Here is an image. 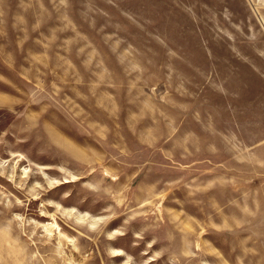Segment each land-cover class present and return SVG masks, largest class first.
Instances as JSON below:
<instances>
[{"label":"rangeland","instance_id":"rangeland-1","mask_svg":"<svg viewBox=\"0 0 264 264\" xmlns=\"http://www.w3.org/2000/svg\"><path fill=\"white\" fill-rule=\"evenodd\" d=\"M263 173L264 0H0V264H264Z\"/></svg>","mask_w":264,"mask_h":264},{"label":"crops","instance_id":"crops-1","mask_svg":"<svg viewBox=\"0 0 264 264\" xmlns=\"http://www.w3.org/2000/svg\"><path fill=\"white\" fill-rule=\"evenodd\" d=\"M253 198L256 199V202L258 203V207L264 209V190L260 192L258 191L257 193H255V195H253V197L251 196L249 199H248V196L245 197V199H248V200L253 199Z\"/></svg>","mask_w":264,"mask_h":264}]
</instances>
